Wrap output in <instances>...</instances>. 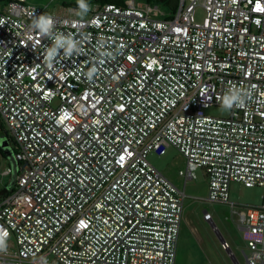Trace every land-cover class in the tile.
Instances as JSON below:
<instances>
[{
    "label": "built area",
    "instance_id": "2783aa9c",
    "mask_svg": "<svg viewBox=\"0 0 264 264\" xmlns=\"http://www.w3.org/2000/svg\"><path fill=\"white\" fill-rule=\"evenodd\" d=\"M177 1L165 17L135 0L86 17L0 3V120L18 164L0 199V264H175L186 195L148 160L168 147L185 159L184 186L202 170L204 201L230 206L243 263L204 211L220 249L264 264V195L229 200L232 182L264 190V0ZM60 36L78 43L50 68ZM233 87L249 93L244 106L206 115Z\"/></svg>",
    "mask_w": 264,
    "mask_h": 264
},
{
    "label": "rangeland",
    "instance_id": "374dc122",
    "mask_svg": "<svg viewBox=\"0 0 264 264\" xmlns=\"http://www.w3.org/2000/svg\"><path fill=\"white\" fill-rule=\"evenodd\" d=\"M27 1L32 5L41 7L48 15L86 17L89 14V12L82 13L79 7H74L78 4L77 0ZM93 1L85 0L89 3V10L96 6ZM149 4L156 5L162 12L169 13L168 7L163 6L159 0H152ZM195 14L196 19L200 20L203 16V9L198 6ZM205 113L209 116L225 118L229 111L219 106H212L206 109ZM5 133L7 134V126L0 120V137L4 136ZM148 160L176 187L184 189L186 195L175 264H234L227 254L220 249L219 237L212 230L211 224L203 219L204 211L211 215L212 223L216 226L218 233L230 242L237 260L243 263L240 251L244 249V243L233 223L230 206L204 201L207 197V179L203 171L197 170L196 179L188 181L184 187V180L181 175L185 168L184 160L176 149L168 147L163 155L151 152L148 155ZM7 162L8 159L3 157L0 149L1 170L9 166ZM14 176L12 174V177H0V190L8 187L13 182ZM263 195L264 190L262 188H247L238 182L230 184L229 200L237 205L258 206L261 204Z\"/></svg>",
    "mask_w": 264,
    "mask_h": 264
},
{
    "label": "clouds",
    "instance_id": "9594fccd",
    "mask_svg": "<svg viewBox=\"0 0 264 264\" xmlns=\"http://www.w3.org/2000/svg\"><path fill=\"white\" fill-rule=\"evenodd\" d=\"M78 7L82 13H87L89 11V5L85 3V0H77ZM53 26V20L50 16L42 15L38 19L34 20L33 27L39 30L40 35H47L51 32ZM32 37L29 36V39ZM77 41L72 39L70 36L67 39H64V36L57 37L55 40L54 46L48 50L47 60L48 66L51 68V61L58 54L57 49L62 46H66L65 51L68 56L71 55V52L76 48ZM35 47V43L33 44ZM79 51V50H77ZM104 55H110V53H105ZM95 72V69L88 73L89 78ZM249 93L244 92L238 88H230L227 93L222 98V108L225 110H231L233 106L243 107L245 104L246 97ZM70 113H65V117H70ZM9 233L6 230L0 228V252L6 251L7 249V238Z\"/></svg>",
    "mask_w": 264,
    "mask_h": 264
},
{
    "label": "trees",
    "instance_id": "16d2710c",
    "mask_svg": "<svg viewBox=\"0 0 264 264\" xmlns=\"http://www.w3.org/2000/svg\"><path fill=\"white\" fill-rule=\"evenodd\" d=\"M6 1H8V0H0V3H4ZM140 1H143V2H146V3H150L152 0H140ZM159 1H160V3L163 4V6L168 7V9H169L170 12L175 11V9L177 7V2H178L177 0H159ZM85 3L89 5L88 2H85ZM105 3H112V4L123 5L124 4V0H94L93 1V4L94 5H98V6H101V5L105 4ZM74 7L77 8L78 7V4L74 5ZM0 138L1 139H4L8 143V145H9V147H10L12 153H13V148L11 147L12 140L10 139V137L8 136V134L5 133L4 136H2ZM3 157L6 158L4 155H3ZM7 164L10 166L9 161L7 162ZM10 192H11V190L9 191V189H6V187L5 188H2L0 190V199L2 197H5L6 195H8Z\"/></svg>",
    "mask_w": 264,
    "mask_h": 264
},
{
    "label": "water",
    "instance_id": "95a60500",
    "mask_svg": "<svg viewBox=\"0 0 264 264\" xmlns=\"http://www.w3.org/2000/svg\"><path fill=\"white\" fill-rule=\"evenodd\" d=\"M0 149L3 153V155L9 161L10 167L12 168V171H13V175H16L17 171H18V164L13 158V153H12L8 143L4 139H1V138H0ZM11 185H12V183L10 185H8V187H6V189H9L11 187ZM233 263L236 264V261L233 260Z\"/></svg>",
    "mask_w": 264,
    "mask_h": 264
},
{
    "label": "crops",
    "instance_id": "0c3cea01",
    "mask_svg": "<svg viewBox=\"0 0 264 264\" xmlns=\"http://www.w3.org/2000/svg\"><path fill=\"white\" fill-rule=\"evenodd\" d=\"M125 1V0H124ZM139 3H146V2H143V1H138ZM163 5V4H162ZM96 6H98V5H96ZM95 6V7H96ZM170 12V11H169ZM164 14H163V16L162 17H165V16H167V14L168 13H166V12H163ZM183 158V157H182ZM183 160H184V167H185V159L183 158ZM185 169V168H184ZM162 173V172H161ZM163 174V173H162ZM168 179V178H167ZM169 180V179H168ZM183 186H184V181H183ZM186 186V185H185ZM184 186V187H185ZM178 188V187H177ZM180 189V188H179ZM219 245V244H218ZM213 264H215V263H213Z\"/></svg>",
    "mask_w": 264,
    "mask_h": 264
},
{
    "label": "snow or ice",
    "instance_id": "6c2138e0",
    "mask_svg": "<svg viewBox=\"0 0 264 264\" xmlns=\"http://www.w3.org/2000/svg\"><path fill=\"white\" fill-rule=\"evenodd\" d=\"M121 159H123V157H121Z\"/></svg>",
    "mask_w": 264,
    "mask_h": 264
}]
</instances>
